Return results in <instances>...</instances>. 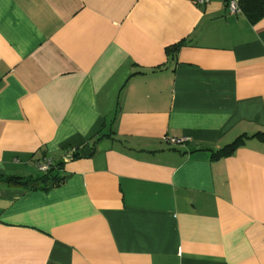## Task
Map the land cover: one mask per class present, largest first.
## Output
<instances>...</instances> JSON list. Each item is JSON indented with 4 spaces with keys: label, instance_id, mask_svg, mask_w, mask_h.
Masks as SVG:
<instances>
[{
    "label": "crops",
    "instance_id": "crops-1",
    "mask_svg": "<svg viewBox=\"0 0 264 264\" xmlns=\"http://www.w3.org/2000/svg\"><path fill=\"white\" fill-rule=\"evenodd\" d=\"M227 2L0 0V264H264V17Z\"/></svg>",
    "mask_w": 264,
    "mask_h": 264
},
{
    "label": "trees",
    "instance_id": "trees-1",
    "mask_svg": "<svg viewBox=\"0 0 264 264\" xmlns=\"http://www.w3.org/2000/svg\"><path fill=\"white\" fill-rule=\"evenodd\" d=\"M241 14L251 22L255 23L264 17V0H237ZM178 46L167 49V54L171 55L172 50H177ZM259 139L264 141V135H257ZM239 145L238 141H235L229 146L222 148L221 150L214 153V158H224L232 154L234 149ZM60 163H53L51 168L43 175L35 179H24L21 177H7L4 178V182L10 186H18L28 188L30 190H41L46 191L48 189L58 187L63 183V178L60 176Z\"/></svg>",
    "mask_w": 264,
    "mask_h": 264
},
{
    "label": "built area",
    "instance_id": "built-area-1",
    "mask_svg": "<svg viewBox=\"0 0 264 264\" xmlns=\"http://www.w3.org/2000/svg\"><path fill=\"white\" fill-rule=\"evenodd\" d=\"M193 3L197 6H203L210 2V0H192ZM227 10L231 16H236L241 14L240 8L238 6L237 0H228L227 2ZM172 144H179V140H170ZM52 166V162L49 159H44L41 164L37 165V169L41 173H46Z\"/></svg>",
    "mask_w": 264,
    "mask_h": 264
}]
</instances>
